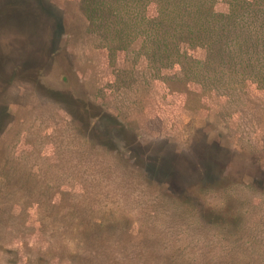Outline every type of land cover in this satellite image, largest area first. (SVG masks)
I'll use <instances>...</instances> for the list:
<instances>
[{"label":"rangeland","instance_id":"rangeland-1","mask_svg":"<svg viewBox=\"0 0 264 264\" xmlns=\"http://www.w3.org/2000/svg\"><path fill=\"white\" fill-rule=\"evenodd\" d=\"M140 29L111 65L80 0H0V264H264V88L171 92Z\"/></svg>","mask_w":264,"mask_h":264},{"label":"trees","instance_id":"trees-1","mask_svg":"<svg viewBox=\"0 0 264 264\" xmlns=\"http://www.w3.org/2000/svg\"><path fill=\"white\" fill-rule=\"evenodd\" d=\"M216 0H80V9L101 33V47L109 62L116 53L128 52L140 29L141 55L153 78L161 79L169 91L191 93L189 82L217 89H242L247 81L264 88V0H231L229 11H215ZM154 4L156 17L148 18ZM203 49V60L191 58L187 50ZM180 67V74L163 77L162 70ZM169 80L179 82L176 87Z\"/></svg>","mask_w":264,"mask_h":264}]
</instances>
